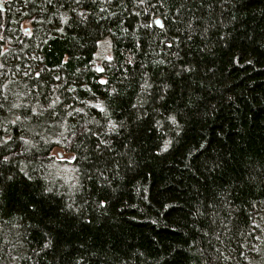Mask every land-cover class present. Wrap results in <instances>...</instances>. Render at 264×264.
Masks as SVG:
<instances>
[{
	"label": "trees",
	"instance_id": "1",
	"mask_svg": "<svg viewBox=\"0 0 264 264\" xmlns=\"http://www.w3.org/2000/svg\"><path fill=\"white\" fill-rule=\"evenodd\" d=\"M0 264H264V0H0Z\"/></svg>",
	"mask_w": 264,
	"mask_h": 264
},
{
	"label": "rangeland",
	"instance_id": "2",
	"mask_svg": "<svg viewBox=\"0 0 264 264\" xmlns=\"http://www.w3.org/2000/svg\"><path fill=\"white\" fill-rule=\"evenodd\" d=\"M110 56H111V45L109 42H105L104 44L101 45L100 49L97 52V63L102 62L103 59ZM54 156L65 165L70 164L73 160L72 155L66 154L64 151L58 148L54 150ZM67 169H70V166L67 167Z\"/></svg>",
	"mask_w": 264,
	"mask_h": 264
},
{
	"label": "snow or ice",
	"instance_id": "3",
	"mask_svg": "<svg viewBox=\"0 0 264 264\" xmlns=\"http://www.w3.org/2000/svg\"><path fill=\"white\" fill-rule=\"evenodd\" d=\"M75 2H76L77 4H79V3H80V0H75ZM79 15H80L81 17H85V14H84L83 12L79 13ZM156 23L160 24L159 21H157ZM160 26L163 27L162 24H161ZM98 71H102V69H98ZM101 83H104V81H101ZM100 110H101V111H104V109H102V108H101ZM5 159H7V158H5Z\"/></svg>",
	"mask_w": 264,
	"mask_h": 264
},
{
	"label": "bare ground",
	"instance_id": "4",
	"mask_svg": "<svg viewBox=\"0 0 264 264\" xmlns=\"http://www.w3.org/2000/svg\"><path fill=\"white\" fill-rule=\"evenodd\" d=\"M160 22V21H159Z\"/></svg>",
	"mask_w": 264,
	"mask_h": 264
}]
</instances>
